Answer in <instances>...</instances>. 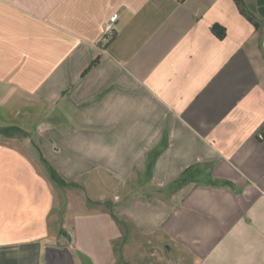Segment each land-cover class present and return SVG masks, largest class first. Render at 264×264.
Wrapping results in <instances>:
<instances>
[{
  "label": "crops",
  "instance_id": "1",
  "mask_svg": "<svg viewBox=\"0 0 264 264\" xmlns=\"http://www.w3.org/2000/svg\"><path fill=\"white\" fill-rule=\"evenodd\" d=\"M244 1L259 28L235 0H0V127L22 130L0 133V264H106L55 231L50 166L100 189L125 264H264V0Z\"/></svg>",
  "mask_w": 264,
  "mask_h": 264
},
{
  "label": "rangeland",
  "instance_id": "2",
  "mask_svg": "<svg viewBox=\"0 0 264 264\" xmlns=\"http://www.w3.org/2000/svg\"><path fill=\"white\" fill-rule=\"evenodd\" d=\"M52 167L54 168V166ZM49 168L51 169V167ZM50 178L60 188L56 197V206H59V208L61 207L60 209L62 212L59 215L56 214V218H58L56 219V222L54 221L53 226L57 233L60 232L62 240H66V237L64 236L65 232H69L76 244H79L77 246H79V249L83 254L92 258L97 257L103 260L106 264L111 263L112 253H115L117 249V253L121 258L117 264H125L123 258L127 256L126 254H128L129 250V247L125 243L127 239L126 233L123 238L116 243L117 248H115L116 245L113 246V240L110 242V239L114 234V227L109 225L105 216L94 212V210H103L100 204H97L94 200L92 201L90 199L93 195L97 194L100 189L96 188L94 194L91 189L87 190L86 193V190L77 185L80 184L78 181L71 182L73 186L59 184L52 177L51 170ZM61 178L63 179L62 176ZM64 181L67 182L66 180ZM67 183L70 182L68 181ZM68 200H70L71 205L69 213L67 214ZM66 214L67 216H65ZM109 215L112 217L111 214ZM54 228L52 229L54 230ZM141 247V250H139V245L134 247V249L138 250L137 254H140L146 259V261H141L140 264H175L172 261L173 257L170 256L165 248H150V246L145 245H142ZM159 256L160 258H158Z\"/></svg>",
  "mask_w": 264,
  "mask_h": 264
},
{
  "label": "trees",
  "instance_id": "3",
  "mask_svg": "<svg viewBox=\"0 0 264 264\" xmlns=\"http://www.w3.org/2000/svg\"><path fill=\"white\" fill-rule=\"evenodd\" d=\"M241 13L245 15L250 22H252L256 28H259V23L257 17L249 10L246 2L244 0H235ZM214 33L220 38L224 39L226 36V30L222 29V31L219 30V27L214 26L213 27ZM98 60L94 61L93 64L85 71L84 76L87 75L97 64ZM16 132H22V130L18 127H7V128H1L0 127V133L5 135V136H13L15 135ZM51 167V173L52 177L54 178L55 181H57L59 184L62 185H72L71 183L65 182L61 176L58 174V172L52 167ZM73 186V185H72Z\"/></svg>",
  "mask_w": 264,
  "mask_h": 264
},
{
  "label": "water",
  "instance_id": "4",
  "mask_svg": "<svg viewBox=\"0 0 264 264\" xmlns=\"http://www.w3.org/2000/svg\"><path fill=\"white\" fill-rule=\"evenodd\" d=\"M46 260L48 264H75L73 253L69 247H47Z\"/></svg>",
  "mask_w": 264,
  "mask_h": 264
},
{
  "label": "built area",
  "instance_id": "5",
  "mask_svg": "<svg viewBox=\"0 0 264 264\" xmlns=\"http://www.w3.org/2000/svg\"><path fill=\"white\" fill-rule=\"evenodd\" d=\"M106 38L107 37H112L114 35V26L113 22L106 23L104 26Z\"/></svg>",
  "mask_w": 264,
  "mask_h": 264
}]
</instances>
